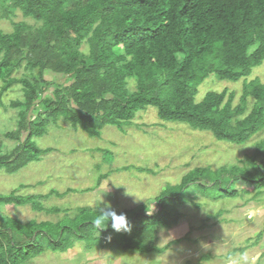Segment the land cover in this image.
<instances>
[{"label": "trees", "instance_id": "trees-1", "mask_svg": "<svg viewBox=\"0 0 264 264\" xmlns=\"http://www.w3.org/2000/svg\"><path fill=\"white\" fill-rule=\"evenodd\" d=\"M16 10L33 23L23 19L12 22L10 32L0 30V106L19 116L17 128L3 137L13 147L6 150L0 138V163L9 165L7 171L44 152L33 138L49 122L62 119L99 136L105 125H130L147 106L164 122L186 123L236 145L262 136L246 155L250 168H196L160 192L154 214L117 212L126 215L127 231L116 232L110 221L97 230L96 212L84 207L54 223L18 224L16 230L2 223L0 264H23L46 250L66 252L76 242L86 250L161 253L168 244H156V226L177 223L173 211L187 200L191 184L245 201L262 192L264 80L249 75L264 62V0H0V17L11 21ZM211 74L241 81L236 102L235 91L226 88L197 99L199 85ZM13 86L21 98L4 103ZM18 199L17 205L27 202Z\"/></svg>", "mask_w": 264, "mask_h": 264}, {"label": "rangeland", "instance_id": "rangeland-1", "mask_svg": "<svg viewBox=\"0 0 264 264\" xmlns=\"http://www.w3.org/2000/svg\"><path fill=\"white\" fill-rule=\"evenodd\" d=\"M23 19L33 23L19 10L11 21L0 17V30L10 32L11 23ZM51 76L48 73L45 78ZM249 76L263 81L264 62ZM222 88L235 91L236 102L241 81L220 80L211 74L199 85L197 99L208 90ZM19 97V86H13L2 101ZM18 118L16 109L5 111L0 106V138L6 150L14 142L3 138L4 134L17 128ZM261 136L240 145L217 140L209 131L160 120L153 106L136 113L130 125L101 127L99 136H89L62 119L49 122L43 134L33 138L34 145L44 150L36 159L15 172L0 163V224L16 230L18 224L54 223L66 215L74 216L81 207L95 211L108 206L116 212L152 215L159 210L156 197L160 192L196 168L212 172L250 168L246 155ZM191 189L187 200L173 211L177 223L170 228L156 226V244H168L161 253L86 250L76 242L66 252L46 250L23 264H264V189L248 201L220 198L212 186L202 190L194 183ZM18 198L27 202L17 205ZM161 203L164 205V199ZM175 239L179 242L171 243ZM257 256L259 260L254 261Z\"/></svg>", "mask_w": 264, "mask_h": 264}, {"label": "clouds", "instance_id": "clouds-1", "mask_svg": "<svg viewBox=\"0 0 264 264\" xmlns=\"http://www.w3.org/2000/svg\"><path fill=\"white\" fill-rule=\"evenodd\" d=\"M96 214L92 218V225L97 229L101 230L108 226L109 221L110 226L116 232L121 230H128V221L126 215L123 213L117 214L114 209L106 206V208L95 209ZM99 232V231H98ZM254 261L259 260V256L253 258Z\"/></svg>", "mask_w": 264, "mask_h": 264}]
</instances>
